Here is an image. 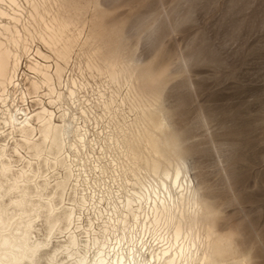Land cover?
<instances>
[{
	"label": "rangeland",
	"instance_id": "1",
	"mask_svg": "<svg viewBox=\"0 0 264 264\" xmlns=\"http://www.w3.org/2000/svg\"><path fill=\"white\" fill-rule=\"evenodd\" d=\"M45 3L46 19L62 18L70 24L67 36H75L65 80L83 84L92 103L99 94L113 98L120 128L141 112L162 126L159 150L192 181V200L203 219L195 241H205L209 230L230 253L224 264H264V0ZM108 63L118 73L117 84L109 81ZM28 64L23 57L22 80L31 77ZM97 112L99 124L89 131L101 138L109 116ZM101 145L88 157L108 165L114 155L104 154ZM118 172L113 168L98 184L90 175L81 189L89 200L84 216L95 219L92 205L104 192L116 196ZM108 203L97 208L105 212ZM187 206L176 215L188 217ZM138 220L146 222L144 214ZM142 230L132 242H156Z\"/></svg>",
	"mask_w": 264,
	"mask_h": 264
},
{
	"label": "bare ground",
	"instance_id": "2",
	"mask_svg": "<svg viewBox=\"0 0 264 264\" xmlns=\"http://www.w3.org/2000/svg\"><path fill=\"white\" fill-rule=\"evenodd\" d=\"M25 1L29 8L0 0V264H224L230 253L209 230L205 241L194 239L203 219L192 181L159 150L162 126L141 112L120 128L113 98L99 94L92 103L83 84L65 80L76 43L66 34L70 24L46 19L45 0ZM23 57L31 74L24 80ZM99 109L109 116L101 138L89 131L99 124ZM98 141L114 155L108 165L88 157ZM113 168L120 185L115 197L103 193L109 209L97 208L108 202L103 195L92 205L95 219L84 216L82 187ZM185 204L188 217H178ZM141 214L146 222L139 223ZM140 228L156 242H132Z\"/></svg>",
	"mask_w": 264,
	"mask_h": 264
}]
</instances>
